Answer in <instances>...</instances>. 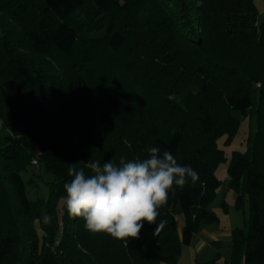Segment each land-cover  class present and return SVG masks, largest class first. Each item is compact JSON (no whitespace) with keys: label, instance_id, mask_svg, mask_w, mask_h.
Returning a JSON list of instances; mask_svg holds the SVG:
<instances>
[{"label":"trees","instance_id":"1","mask_svg":"<svg viewBox=\"0 0 264 264\" xmlns=\"http://www.w3.org/2000/svg\"><path fill=\"white\" fill-rule=\"evenodd\" d=\"M86 3L104 18L103 36L113 52L126 41L138 49L165 46L154 80L145 78L158 88L124 70L114 81L127 87L126 94L109 80L97 89L91 62L69 63L65 77L50 64L36 62L32 55L72 52L80 37L73 15ZM0 4L6 14L16 17L11 24L0 22V264L174 263L181 243L190 242L205 223L217 219L207 207L220 182L215 167L226 160L216 141L232 133L243 115L255 117L257 128L245 151L233 150L226 168L237 201H248L249 216L246 229L231 231L227 259L230 264H264V18H259L255 0ZM141 7L143 16L136 14ZM126 16L132 18L129 23L122 20ZM88 43L87 47L95 45ZM58 89L69 95L101 89L102 110L89 125L97 127L102 114L113 126L101 125L98 142L101 137L106 142V128L133 159L147 158L148 149L159 147L199 174L195 184L189 180L169 193L168 205L158 210L157 222L167 221L158 236H153L156 225L145 223L139 238L116 240L90 233L82 219L68 216L62 199L63 184L71 179L68 167L85 165L74 154L77 147L53 137L57 109H51L47 95ZM35 142L42 153L40 164L52 179L45 197L31 199L21 171L27 168ZM105 142L100 149L107 157L112 143ZM45 212L52 217L50 224L41 219ZM178 215L183 218L180 234L174 222Z\"/></svg>","mask_w":264,"mask_h":264},{"label":"rangeland","instance_id":"2","mask_svg":"<svg viewBox=\"0 0 264 264\" xmlns=\"http://www.w3.org/2000/svg\"><path fill=\"white\" fill-rule=\"evenodd\" d=\"M4 1L6 0H1L0 2ZM255 4L260 13L259 18H264V0H255ZM2 6L0 4V22L11 24L16 17L6 14ZM143 13H145L143 7L136 11V14L140 16H143ZM73 17L80 28V37L72 52L68 55L58 52H51L49 55L36 57L32 55L36 62L50 64L53 70L64 77L68 74L69 63L74 61L85 65L88 64L87 62H91L90 64L93 68L92 76L97 79V89L109 80L113 87L119 88L125 94L127 93V87L114 81L119 75L131 71L132 76L140 75L142 81L144 80V85L149 84L146 82V77L148 79L154 78L155 71L158 70L157 68L160 67L159 65L162 62L161 58L167 51L165 46L149 44L138 49L134 47L132 42L126 41L117 51L113 52L110 45L106 42V36H103L102 27L105 25V20L99 15V12L93 8L91 9L86 3L81 9L76 10ZM131 19V17L126 16L122 20L129 23ZM124 26L126 28L129 24ZM87 41L94 42L95 45L87 47ZM80 55L84 56L88 61L82 59ZM149 85L152 88H158V85L154 83ZM100 90L99 92L96 91V93H74L69 95L67 92L58 89L47 95L50 98L51 109H57L53 119L56 125V129L53 131L55 136L53 137L59 136L62 140L70 142L71 147H77L75 149L77 151L74 154L83 165L89 159L99 160L101 165L107 160L118 163L121 156L128 160L133 159L131 154L120 145V140L112 139L113 133L108 130L105 131L106 128L103 129V132L107 134L106 142L105 138L102 139V137L100 142H98L99 132L102 129L101 125L103 127L109 126L108 128L113 126V122L108 115L100 114L101 123L97 127L89 125L91 123L90 120L96 118V113L102 110V94H100ZM133 95V93H129L128 96ZM256 126L257 120L255 117L243 115L232 133H225L217 137L216 142L223 150L226 160L221 161L215 167V173L220 182L216 193H214V198L207 206L210 209L212 208L217 219L214 222L205 223L202 228L209 226L210 230L218 231V237L222 244L214 246L215 244L212 242L211 237L204 234L201 228L202 230L198 231H202L199 239L207 240H205L206 243L204 245L198 246L199 249L196 250L195 243L192 244L191 240L190 242L184 241L181 243L179 256L174 263H162L161 261L160 264H230L227 258L231 253V231L236 227L247 228L249 209L247 199L243 198L241 201H237L236 190L229 184L226 166L233 150L245 151L247 149L249 136L256 130ZM104 142L112 143V147L106 155L107 157L103 155L100 149ZM34 145L30 148L31 150L27 156L29 159V161L27 160V168L21 171L28 197L31 199L45 197L48 192L47 182L52 179L51 173L40 164L42 153L39 145H37V142ZM178 220V216H175L174 222H176L177 230L180 234L182 228L180 222H177ZM21 250H24V246H21Z\"/></svg>","mask_w":264,"mask_h":264},{"label":"clouds","instance_id":"3","mask_svg":"<svg viewBox=\"0 0 264 264\" xmlns=\"http://www.w3.org/2000/svg\"><path fill=\"white\" fill-rule=\"evenodd\" d=\"M85 168L88 170L86 173ZM70 181L63 184L62 198L70 218H80L84 228L93 234L104 233L116 240L139 238L144 224H155L153 236H158L166 220L157 222L159 209L166 207L169 193L183 188L199 174L191 165L178 164L169 151L159 147L148 149L147 158L118 163L88 160L84 168L69 164ZM43 223H51V215L43 213Z\"/></svg>","mask_w":264,"mask_h":264},{"label":"crops","instance_id":"4","mask_svg":"<svg viewBox=\"0 0 264 264\" xmlns=\"http://www.w3.org/2000/svg\"><path fill=\"white\" fill-rule=\"evenodd\" d=\"M178 221L177 222H180V226H181V228H182V225H183V218H182V216L181 215H178ZM203 229V233L204 234H207L209 237H211V240H212V242L213 241H220L219 240V235H218V231H215L214 229L213 230H210V227L209 226H206L205 228L203 227L202 228ZM201 229V230H202ZM200 232H202V231H200ZM200 232H198V233H194V235L192 236V238H191V243L192 244H194L195 243V247H196V250H198L199 249V247H200V245H204L206 242H205V240H200L199 239V236L201 237V235L202 234H200ZM208 237V238H209ZM207 241V240H206ZM221 242V241H220ZM221 244H222V242H221ZM199 246V247H198Z\"/></svg>","mask_w":264,"mask_h":264}]
</instances>
